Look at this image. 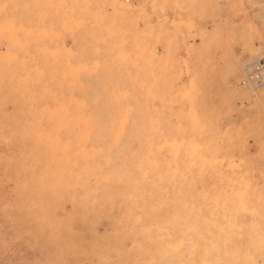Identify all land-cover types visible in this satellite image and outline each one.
Wrapping results in <instances>:
<instances>
[{
  "label": "rangeland",
  "instance_id": "obj_1",
  "mask_svg": "<svg viewBox=\"0 0 264 264\" xmlns=\"http://www.w3.org/2000/svg\"><path fill=\"white\" fill-rule=\"evenodd\" d=\"M10 2L11 4L15 2L16 8L14 4V8H12V5L8 4ZM18 4L19 6H17ZM9 12L11 13L9 14ZM8 14L10 17L7 18ZM11 16H14L15 20ZM6 18L10 24L11 20L13 23L15 22V27L12 25L11 28L8 20L5 23ZM19 22L23 24L22 28L25 26L28 29L23 31L26 32L23 42L18 39L20 36L15 35V33H22V28L19 29L20 24L18 27L16 26ZM3 24L9 26L4 28ZM8 27L11 30L17 28L13 34L16 36L13 37V40L16 41L13 44L16 43L18 47L20 45L19 49L23 50L26 45L30 49L38 46V49H35L41 50H39L41 52L39 56L45 60L34 57L38 61L42 59L39 63L40 66L35 67L36 61L35 59L34 62L32 61L31 55L30 64L34 63V66L33 64H29V66L26 53L20 50L21 53L18 51L19 49L14 50L10 47L13 46L12 43L10 45L8 42L7 46L5 40L9 35ZM6 28L8 31H5ZM0 29L5 31V33L0 31V264H264V215H262L264 214V70L260 74L263 76L260 82L249 83L247 81L248 74L255 69L254 65L259 62L264 64V0H0ZM28 33L36 36L33 35L34 39L39 41L38 44L31 38L32 34L28 35ZM26 35L29 44H27ZM41 35H44L45 38ZM42 38L44 39L42 40ZM47 39L52 41L49 40L48 43ZM82 39L84 43L81 41ZM24 40L27 42L26 45ZM45 40H47V45ZM79 40L82 44L78 42ZM30 41L34 42L36 46L30 47L32 46ZM52 42L55 45L51 47ZM78 46L79 48H77ZM45 47L50 48L49 51H46L48 49ZM10 49L17 51V54L19 52L22 55L26 54L25 61L19 53L22 57L20 61L18 60L19 65L18 61L13 62L11 59H15L17 55L16 52H8ZM30 49L26 47L27 53ZM78 49L84 50V52H77ZM38 52L36 53L39 54L40 52ZM75 53L82 55L77 56ZM11 54L12 58L9 57ZM57 56L62 57L61 60L67 61L60 60V62ZM9 58L13 63L9 62ZM7 59L8 61H6ZM26 60L28 68L25 66L24 71V66L21 67V63L25 65ZM62 62L66 66L60 65ZM73 62H76L75 66H71ZM49 63L52 65L50 66ZM80 64L83 66L79 67ZM43 65L47 71L42 68ZM61 66L64 67L61 69ZM75 67L79 68L78 72ZM50 68H53L52 71ZM21 70L25 73L23 74ZM38 70L43 72L40 73L42 76L38 74ZM63 70L64 72H62ZM84 70H89V77L86 75L87 72H82ZM72 71L76 73L73 74ZM36 72L37 75H35ZM41 77H43V83L40 81ZM76 78L78 83L86 84L88 82L89 84L90 126L95 125L94 127L97 129L106 127L89 134V148H86V151L93 153L96 148V151L98 150V154L89 155L92 157L88 156L89 153L84 154L83 146L84 153L79 151L80 148L77 149V146L74 148L64 147L65 150H62L63 146L58 147L59 145H57L59 142L66 141L68 130L62 122L57 123L53 112L62 108V103H59L61 101H58V98L61 96L59 100H64L63 94H68L66 90L67 92L71 90H64L65 87H63L65 92L61 91L62 94L57 92L60 95L56 97L57 100L52 95L54 94L52 91L54 92L53 88L56 87H58L56 90L59 91L60 85L58 86V84L61 82L68 83L70 81V84H75ZM40 82L46 83V87L51 82L57 85H55L56 87L52 86L51 95H49L50 89L46 88L48 89L47 97L45 85H43L45 94L42 90H38L42 89ZM49 87L51 88V86ZM36 96L38 97L36 98ZM51 96L54 98L49 99ZM66 102L68 104H65V108L63 106L64 110L70 106L69 102ZM134 107L135 109H132ZM148 107L151 109L149 112ZM26 110L29 111L26 112ZM94 110L95 112H93ZM48 112L50 113L48 114ZM50 114L53 116L52 118ZM143 114H147L149 118ZM145 116L148 118L147 120H145ZM141 117H145V119L143 118V120ZM99 120L102 123H99ZM94 122L96 123L94 124ZM54 124L62 130L57 126L54 129ZM116 125H120L121 128ZM36 126L40 127L37 129ZM116 127L121 130L118 131ZM123 127H125L124 130ZM58 129L59 132H57ZM41 130L45 132L46 136ZM101 131L105 132V136ZM133 131L134 133H131ZM129 132L131 136H129ZM132 134L134 135L132 136ZM62 137L63 140L58 141ZM98 137L101 139V144L98 142ZM135 137L139 139L135 140ZM39 138L47 141L45 140L43 143L44 140L41 142ZM53 139L57 141L56 144L55 141L53 144ZM132 139L134 143L131 142ZM38 143L40 146L37 145ZM93 146L95 148L92 150ZM75 148L77 153L72 150ZM67 150H70L69 153ZM99 150L102 154H99ZM78 152L86 155L85 157L81 156L82 158H92L89 159L92 166L88 164L87 159L84 161L87 164L81 166L83 168L90 167L89 174L94 176L92 180L89 179L91 190L97 186L95 185L97 181L93 184L95 178L97 179L99 175V177H103L107 172L109 173L111 168H116L115 170L118 171L122 169L121 171L124 172L131 167L136 168V166L139 168L143 166L145 169L147 164L146 169L152 166L153 171H156L153 169L156 167L158 170L164 167L163 171L165 170V172L162 169L159 170L164 174H158V176L163 175L159 176L162 179L152 172L154 176L152 180L155 176L157 177V181L151 182L154 185H152L154 187L152 189L155 190V185H161L159 183L166 180L163 179L166 174L168 179L166 181L169 184L163 181L167 186H165L166 184H163L165 187L159 186V189L164 187L163 194H160L162 192H82V188L80 189L82 186L78 187L80 190L76 188L72 192L71 187L77 185H71L73 180H76L73 183L79 184V182L77 178L71 179L70 176L68 178L71 166L67 164L75 162L74 156ZM67 153L71 156L75 154L72 156L73 158L71 157L74 160L69 158L70 163L65 161L66 166L64 167L61 157H65ZM79 155L82 154L77 156L79 157ZM134 155L139 156L140 162L146 155L143 160L144 162L146 160L145 164L139 162L141 165H138L136 161L139 159ZM25 156H29V158ZM140 156L143 157L142 160ZM146 158H149L150 161H147ZM165 158H169V160ZM79 159H76V165L79 163V161L77 163ZM119 159L122 161L124 159V161L121 162ZM127 159L135 162L130 165L131 163ZM82 160L84 159H80V163ZM123 163L126 167H122ZM190 166L193 169L189 168ZM180 167L185 168L180 169ZM132 168L127 174L141 173L133 168L134 172ZM97 169L98 171L100 169L101 172H98ZM196 169L199 170V173H196L198 171ZM105 171L106 173H104ZM146 171L150 172L149 169L143 170L147 173ZM174 173L179 174L175 175ZM66 176L67 178H65ZM210 176L212 179L214 176L216 178L214 177L212 180ZM104 177L106 178V176ZM104 177L98 178L101 180L98 182L102 183L103 181L104 184L106 182L109 184L110 181L104 180ZM32 178L37 180H32ZM187 178L188 180H186ZM195 178L198 181H195ZM200 178H203V181ZM84 179L85 177L80 183ZM193 179L194 181H192ZM133 180L134 178L131 179V183ZM245 180H248L247 183ZM173 182L177 184V188ZM189 183L194 186H190ZM198 183L200 184L195 186ZM208 183L210 184L208 185ZM212 184L216 185L215 188ZM183 185L187 189H183ZM210 185L214 189L210 188ZM98 186L102 185L98 184ZM202 186L203 188L207 187L208 190L205 188L203 190ZM252 186L256 187V192L253 191L255 187L252 188ZM225 187L228 189L226 190ZM165 188L169 192H165ZM171 188L180 189V191L172 190L170 192ZM86 189L85 186V191ZM159 189L157 190L159 191ZM238 189L242 190L238 191ZM198 191L201 192L200 195ZM205 191L208 193L205 194ZM252 191L254 202L250 196ZM238 192L241 193L238 194ZM188 194L190 198L187 197ZM231 194L234 197H230ZM208 195L209 197L212 195L210 197L212 200L209 198L212 205L206 200ZM215 197L219 198L220 203L216 202ZM255 198L257 199L255 200ZM242 199L243 201H241ZM191 200H195V203ZM204 200L208 204L205 201L203 205ZM250 201L255 206H252ZM256 201L259 206L255 203ZM221 202L227 205L225 206ZM214 203L221 206L219 212L222 215L216 213L219 208L215 207ZM192 205L198 210H195ZM207 205L213 206V208L207 207ZM256 206H258V211ZM250 207L253 210L248 209ZM204 208H208L206 210L208 214ZM222 208L225 209V212ZM199 209L203 218L206 217L210 219L209 221L207 219L203 221V218H200ZM185 210L187 213L184 212ZM227 212L229 213L227 214ZM239 212L240 214H238ZM194 214H199L196 217L205 222L206 227L199 223L198 218L196 220L195 216L193 217ZM229 214L233 218H229ZM256 214L260 215L259 218ZM210 215L215 217L217 222L214 221L215 218H210ZM223 217L225 221L228 220L226 217L230 220L225 222L222 220ZM189 218L193 222L196 220L194 223L196 227L195 225L192 227L191 223L193 224V222ZM219 218L222 223L218 222ZM211 220L217 224H212ZM188 221L189 223H186ZM207 222H210L212 226ZM234 222L237 223L234 224ZM213 225L219 227L216 226V229ZM236 225L239 227H237L238 229H235ZM245 228L248 229L247 232ZM250 229V234H248ZM235 230H242L244 235L242 232L241 234L238 231L234 232ZM236 234H238V238ZM252 234L253 238L250 237ZM200 237L205 241L203 242ZM255 240L258 243H255Z\"/></svg>",
  "mask_w": 264,
  "mask_h": 264
},
{
  "label": "bare ground",
  "instance_id": "obj_2",
  "mask_svg": "<svg viewBox=\"0 0 264 264\" xmlns=\"http://www.w3.org/2000/svg\"><path fill=\"white\" fill-rule=\"evenodd\" d=\"M10 1H11V0H10ZM12 3H13V2H12ZM8 4L10 5L11 2L8 3ZM13 4L15 5V2H14ZM13 4H11V5H12V8H14ZM19 4H20V3H19ZM19 4H18L17 6H19ZM9 7H10V6H9ZM89 7H90V6H89ZM15 8H16V5H15ZM21 8H22V7H21ZM18 9H19V8H18ZM11 11H12V10H11ZM21 11H22V9H21ZM16 12H17V10H16ZM16 12H15V15L17 14ZM10 13H11V12H9V14H10ZM12 13H13V12H12ZM18 13H19V12H18ZM9 14H8L7 18L10 17ZM13 14H14V13H13ZM16 16H17V15H16ZM16 16H15V17H16ZM23 16H24V15H23ZM13 17H14V16H11V18H13ZM18 17H20V16H18ZM26 17H27V16H26ZM7 18H6V20H4L5 23H7V22H6V21L8 20ZM11 18H10V19H11ZM20 18H21V17H20ZM13 19H14V18H13ZM24 19H25V18H24ZM24 19H23V21H24ZM14 20H15V19H14ZM14 20H13V21H14ZM19 20H20V19H19ZM21 20H22V18H21ZM28 21H29V20H28ZM10 22H11V24L9 23V20H8V23L10 24V27L12 28V25L14 26V25H15V24H14L15 22L13 23L12 20H11ZM3 23H4V22H3ZM5 23H4V24H5ZM12 23H13V24H12ZM24 23H25V22H24ZM4 24L2 25L4 28L7 27V26H9V25H5V26H4ZM18 24H20V25H19V29H21L22 26H23V24H21V22H19V23H17V25H16L17 27H18ZM3 27H2V28H3ZM10 27H8L10 33H9V31H8L7 28H6L7 30H5V31H8V34H9V35H7V39L5 40V42H7V43H6L7 46H8V42L10 43V45H11V43H12L13 46H10V47H12L14 50H18L19 47H20V45H19V47H18L16 43L13 44V42H16V41L13 40V37L15 38L16 36H17V37L20 36L21 38L19 37L18 39H19L21 42H23V38H26V37H25L26 32H23V31H24V30L27 31L28 29H26L25 26L22 28L23 30L21 29L22 33L24 34V37H22L23 34H22L21 32H20V33L18 32L19 34L15 33V32L17 31V30H16L17 28L14 29V30H13V29L11 30ZM14 27H15V26H14ZM20 27H21V28H20ZM4 28H3V29H4ZM24 28H25V29H24ZM33 28H34V26H33ZM19 29H18V30H19ZM38 29H39V28H38ZM35 30H37V29H35ZM39 30H40V29H39ZM0 31H1V29H0ZM2 31H3V30H2ZM2 31H1V32H2ZM5 31H3V32L5 33ZM12 31H13V32H12ZM14 31H15V32H14ZM1 32H0V34H1ZM30 32H32V31L30 30ZM36 32H38V31H36ZM36 32H35V35H36ZM14 33H15L16 36L13 35ZM42 33H43V32H42ZM52 33H53V32H52ZM11 34H12V37H11ZM31 34H32V33H31ZM31 34L28 33V35H31ZM38 34H39V32H38ZM45 34H48V33H45ZM49 34H50V33H49ZM54 34H55V32H54ZM54 34H53V35H54ZM33 35H34V34H32V35H31L32 37H31V36H30V37L34 39L36 36L34 35L35 37H33ZM61 35H62V34H61ZM0 36H1V35H0ZM26 36H27V35H26ZM39 36H40V35H39ZM41 36H42V35H41ZM9 37H11V38H9ZM42 37H44V35H43ZM47 37H49V36H47ZM53 37H55V36H53ZM56 37H57V36H56ZM2 38H3V36H2ZM2 38H1V39H2ZM5 38H6V37H5ZM31 38H29V39H30V40H33V39H31ZM37 38H38V37H37ZM44 38H45V37H44ZM44 38H42V40H43ZM82 38H83V36H82ZM10 39L13 40V41H11V42H10V41H7V40H10ZM18 39H17V41H19ZM39 39H40V38H39ZM39 39H38V40H39ZM61 39H62V37H61ZM3 40H4V39H3ZM25 40H26V39H25ZM25 40H24V42H25ZM36 40H37V39H34V42H35ZM47 40H48V43H49V40L52 41L51 39H47ZM47 40H45V41H46V45H47ZM57 40H59V39H57ZM26 41H28V36H27V40H26ZM60 41H61V40H60ZM81 41L83 42V39H82ZM81 41L79 40L78 42H79L80 44H82ZM21 42H20V43H21ZM30 42L32 43V44H30V45H32V46H30V47H33V45L36 46V44H35L34 42H32V41H30ZM36 42H37V41H36ZM38 42H39V41H38ZM38 42H37V44H38ZM43 42H44V41H43ZM55 42H56V39H55ZM58 42H59V41H58ZM61 42H62V41H61ZM61 42H60V43H61ZM26 43H27V42H25V45H26ZM56 43H57V42H56ZM60 43H59V45H60ZM73 43H75V42H73ZM83 43H84V42H83ZM21 44H22V43H21ZM27 44H29V41H28ZM41 44H42V42H41ZM50 44H51V43H50ZM76 44H78V43H76ZM25 45H23V46H25ZM39 45H40V43H39ZM43 45H45V44H43ZM46 45H45V46H46ZM53 45H55L54 42H52L51 47H52ZM62 45H63V44H62ZM14 46H15V48H14ZM16 46H17L18 48H17ZM23 46H22V47H23ZM49 46H50V45H49ZM57 46H58V45H57ZM10 47H9V48H10ZM26 47H27V49H30L29 46L26 45V46L24 47L25 49L23 48V50H21V49H22V48H21V49H19L18 51L21 50L22 52H24V53H26V54L28 55V57H27L26 54H25V55H22V54H21L22 52H21V51H20L21 53L19 52V53L21 54V56H23V60L26 59V57H27V59L29 60L28 65L31 63L30 61L32 60V57H33V60H32L33 62H34V59H35L34 57H38L39 59L42 58L41 56H39V55L41 54V52H40L41 50H40V49H39L40 51H39V50H36V49H38V46L33 47L34 49H33V48L30 49L28 53H27ZM47 47H48V46H47ZM47 47H45L46 49H48V50H46V51H49L50 48H47ZM58 47H59V46H58ZM58 47H57V48H58ZM88 47H89V46H88ZM16 48H17V49H16ZM35 48H36V49H35ZM39 48H40V46H39ZM45 48H44V49H45ZM53 48H55V47H53ZM53 48H51V49H53ZM60 48H61V46H60ZM77 48H79V46H78ZM41 49H42V48H41ZM70 49H71V48H70ZM80 49H81V48H80ZM83 49H84V48H83ZM86 49H87V48H86ZM11 50H12V49H10L8 52H10V53H12V52L15 53V52H16V55H17V56L19 55V53L17 54V51H14V50L11 51ZM24 50H25V51H24ZM63 50H64V49H63ZM68 50H69V49H68ZM31 51H32V53H30ZM33 51H34V54H33ZM35 51H36V52L39 51L40 53L38 52L39 54H37ZM54 51H55V49H54ZM57 51H58V49H57ZM75 51H76V50H75ZM75 51H74V52H75ZM78 51H79V52H80V51H81V52H84V50L82 51V50H79V49L77 50V52H78ZM87 51H88V50H87ZM51 52H52V50H51ZM51 52H50V53H51ZM71 52H72V50H71ZM77 52H76V53H77ZM10 53H8V54H10ZM29 53H30V54H29ZM42 53H44V52H42ZM48 53H49V52H48ZM50 53H49V54H50ZM52 53H53V52H52ZM52 53H51V54H52ZM55 53H56V52H55ZM55 53H54V54H55ZM76 53H75V54H76ZM32 54H33L34 56H33ZM35 54H37V56H35ZM59 54H60V53H59ZM80 54H81V53H80ZM80 54H79V55H80ZM88 54H89V53H88ZM88 54H87V55H88ZM16 55H14V56H16ZM30 55H31L32 57H31ZM71 55H72V54H71ZM76 55H77V54H76ZM79 55H77V56H79ZM81 55H82V54H81ZM8 56H9V55H8ZM17 56H16L15 59L12 58V54H11L9 57H11V58H12L11 60H12L13 62L16 63V61H18V60L20 61V58H22L20 55H19L18 57H17ZM24 56H25V58H24ZM44 56H45V55H44ZM47 56H48V55H47ZM49 56H50V55H49ZM30 57H31V58H30ZM57 57H58V56H57ZM74 57H75V56H74ZM74 57H73V58H74ZM80 57H81V56H80ZM82 57H83V56H82ZM17 58H18V59H17ZM45 58H47V57H45ZM58 58H59V60L57 59L58 61H60V60L62 59V57H61V58L58 57ZM64 58H65V57H64ZM66 58H67V57H66ZM83 58H84V57H83ZM83 58H82V59H83ZM36 59H37V58H36ZM36 59H35V61H36V63H35V67H36L37 65H39V63H41V60H42V59H43V61H45L44 58H42V59L39 60V61L36 60ZM55 59H56V58H55ZM67 59H68V58H67ZM82 59H81V62H82ZM15 60H16V61H15ZM52 60H53V59H52ZM64 60H65V59H63V60H61V61H64ZM71 60H72V59H71ZM75 60H77V59L75 58ZM6 61H8V59H7ZM19 61L17 62L18 65H19V63H20ZM24 61H25V60H24ZM58 61H57V62H58ZM61 61H60V62H61ZM65 61H67V60H65ZM9 62H10V58H9ZM13 62H10V63H13ZM27 62H28L27 60H26V62H24L25 65H23V63H21V64H22L21 67L24 66V71H25V66H27V65H26ZM48 62H49V59H48ZM48 62H46V63H48ZM52 62H54V60H53ZM77 62L80 63L79 60H77ZM84 62H85V61H84ZM15 63H14V66H15ZM37 63H38V64H37ZM50 63H51V61H50ZM50 63H49V65H50ZM64 63H65V62H64ZM66 63H67V62H66ZM74 63H76V62H73V64H71V66H73ZM82 63H83V62H82ZM32 64H33V66H34V63H32ZM32 64H30V65H32ZM61 64H62V65H65V64H63V62L60 63V65H61ZM77 64H78V63H77ZM16 65H17V64H16ZM30 65H29V66H30ZM44 65H45V63H44ZM44 65H43L42 68L46 69ZM51 65H52V64H51ZM51 65H50V66H51ZM55 65H56V64H55ZM55 65H54V66H55ZM57 65H58V64H57ZM57 65H56V66H57ZM69 65H70V64H69ZM75 65H76V64H75ZM75 65H74V66H75ZM78 65H79V64H78ZM78 65H77V66H78ZM80 65H81V64H80ZM39 66H40V65H39ZM54 66H53V67H54ZM56 66H55V67H56ZM65 66H66V65H65ZM82 66H83V65H81V66H79V67H82ZM85 66H86V65H85ZM21 67H20V68H21ZM37 67H38V66H37ZM46 67H47V65H46ZM59 67H60V66H59ZM62 67H64V66H61V69H62ZM68 67H70V66H68ZM86 67H87V66H86ZM254 67H255V66H254ZM27 68H28V66H27ZM31 68H32V67H31ZM47 68H48V67H47ZM57 68H58V67H57ZM57 68H55V69H57ZM71 68H74V67H71ZM71 68H70V69H71ZM75 68H76V71H77V69H79V68H77V67H75ZM38 69H39V68H38ZM40 69H41V67H40ZM51 69H53V68H50V71H52ZM61 69H60V70H61ZM63 69L66 70L65 68H63ZM68 69H69V68H68ZM68 69H67V72H68ZM84 69H85V68H84ZM87 69H89V68H87ZM33 70H34V69H33ZM42 70H43V69H42ZM48 70H49V69H48ZM64 70H63L62 72H64ZM81 70H82V69H81ZM81 70H80V71H81ZM21 71H22V70H21ZM36 71H37V70H36ZM43 71H44V70H43ZM46 71H47V69H46ZM55 71H58V70H55ZM78 71H79V70H78ZM78 71H77V72H78ZM253 71H254V70H253ZM253 71H252V72H253ZM27 72H28V71H27ZM31 72H32V70H31ZM41 72H42V71H39V70H38V74H40ZM72 72H73V74L76 73L75 71H72ZM82 72H84V73L87 72L88 74H86V75H88V77H89V70H87V71L84 70V71H82ZM82 72H81V73H82ZM252 72H251V73H252ZM15 73H17V72H15ZM22 73H23V71H22ZM24 73H25V72H24ZM24 73H23V74H24ZM42 73H43V72H42ZM56 73H57V72H56ZM251 73H250V74H251ZM29 74H30V73H29ZM33 74H34V73H33ZM33 74H32V75H33ZM45 74H46V73H45ZM52 74H53V73H52ZM54 74H55V73H54ZM65 74H67V73H65ZM250 74H248V76H249ZM30 75H31V74H30ZM35 75H37V72H36ZM40 75H41V74H40ZM50 75H51V74H50ZM55 75H56V74H55ZM79 75H80V74H79ZM13 76H14V74H13ZM23 76H24V75H23ZM26 76H27V75H26ZM38 76H39V75H38ZM41 76H42V75H41ZM44 76H45V75H44ZM48 76H49V75H48ZM61 76H62V75H61ZM76 76H77V75H76ZM76 76H75V77H76ZM82 76H83V75H82ZM82 76H81V79H82ZM248 76H247V77H248ZM18 77H19V76H18ZM50 77H52V76H50ZM59 77H60V76H59ZM59 77H58V78H59ZM69 77H70V76H69ZM69 77H68V78H69ZM23 78H24V77H23ZM31 78H32V77H31ZM38 78H39V77H38ZM38 78H37V79H38ZM41 78H42V79H41L40 81L42 82L43 77H41ZM55 78H57V77H55ZM55 78H54V79H55ZM62 78H63V77H62ZM262 78H263V76H262ZM20 79H21V78H20ZM44 79H45V77H44ZM47 79H48V78H47ZM54 79H53V80H54ZM59 79H60V78H59ZM63 79H64V78H63ZM48 80H49V79H48ZM66 80H67V79H66ZM68 80H69V79H68ZM77 80H78L77 78H76V80H74V81H76L75 84H74V83L70 84V83H69L70 81L67 83L65 80H64L65 83H64V82H61V84H60L59 81H57V83H59L58 86L60 85V86H59V87H60V90H59V91L56 90V89H58V87L55 86V85H57V84L54 85V83H56V81H53L54 83H53V82L50 83L49 86H51V88L47 85L48 89H50V91H49V95H51V90H52V88H53L52 86L54 85V86L56 87V88H53V89H55L56 91H55V90H54V92L52 91V93H54V94H52V95H54L55 98L58 97V96H60L57 92H59L60 94H62L61 91H63V89H64L63 87H65L64 90H66V89H70V90H71L70 92H67V90H66V93H68L69 95H68V94H63V96H62V98H63L64 100H66V101L69 102V105H70V106L66 107V108H68V109H65V110L63 109V106H64V108H65V104H66L67 102L64 101V100H62V99L59 100L60 97H61V96H60V97L58 98V101H61V102H59V103H62V104H61V105H62V108H59V107L57 106V108H59V109H56V110L53 112V116H55L54 118L56 119L57 123L62 122V123H63V126H64V124H65L66 127H67V130H68L66 141H64V142H62V143L59 142V144H57V145H59L58 147H62V146H63V147H62V150H63V149L65 150L66 147H70V148L73 147V148H74V146H77V147H76L77 149H78V148L81 149L82 146H83V148H85V153H84L83 148H82V150L79 149V151H81V152L83 151V153L86 154V155L89 153L88 156H89L90 154H92V156H93V153H94V154H96V153L98 154V150L96 151V149H97V148H96V149H95V152H94L93 149L95 148V146H93V148H92L93 153H92V151H91V152H87V151H86V150H87L86 148H89V134H90L91 132H93V131H94V132H96V131L98 132L99 130H103V129H105L106 127L103 128V129H97V128L94 127L95 125H94V126H93V125L90 126V121H89V120H90V119H89V118H90V117H89V106H90V105H89V97H88V96H89V95H88V94H89V93H88V92H89V84H88V82H87L86 84H84L82 81H80V82H82L83 84H82V83H78ZM44 81H45V80H44ZM60 81H61V80H60ZM13 82H14V81H13ZM13 82H12V83H13ZM41 82H40V83H41ZM49 82H50V81H49ZM71 82H72V81H71ZM85 82H86V80H85ZM5 83H6V82H5ZM18 83H19V82H18ZM22 83H23V82H22ZM32 83H33V82H32ZM35 83H36V82H35ZM42 83H43V82H42ZM42 83L40 84V86L42 85V86H41L42 89H38V90H40V91L42 90L44 94H45V90H46V92H47V97H48V89H46L47 87H46V85H45L46 83H45V84H42ZM47 83H48V81H47ZM63 83H64V84H63ZM250 83H255V82H250ZM37 84H38V82H37ZM48 84H49V83H48ZM65 84H66V85H65ZM19 85H20V84H19ZM38 85H39V84H38ZM38 85H37V86H38ZM43 85H45V90L43 89V88H44ZM40 86H39V87H40ZM5 87H6V86H5ZM21 87H22V86H21ZM26 87H27V86H26ZM0 88H1V87H0ZM17 88H18V87H17ZM37 88H38V87H37ZM23 89H24V87H23ZM28 89H29V88H28ZM2 90H3V88H2ZM35 90H36V88H35ZM35 90H34V92H35ZM38 90H37V91H38ZM0 91H1V90H0ZM19 91H20V90H19ZM28 91H29V90H28ZM68 91H69V90H68ZM2 92H3V91H2ZM9 92H10V91H9ZM11 92H12V91H11ZM30 92H33V91H30ZM30 92H29V94H30ZM34 92H33V93H34ZM63 92H65V91H63ZM71 92H72V93H71ZM73 92H74V93H73ZM36 93H37V92H36ZM38 93H39V91H38ZM43 93H42V94H43ZM55 93H56V94H55ZM31 94H32V93H31ZM39 94H41V93H39ZM44 94H43V95H44ZM57 94H58V95H57ZM10 95H11V94H10ZM13 95H14V94H13ZM35 95H36V94H35ZM55 95H56V96H55ZM64 95H65V96H64ZM66 95H68V97L70 96V97H69V100H67L68 97H66ZM20 96H21V95H20ZM30 96H31V95H30ZM37 97H38V96H36V98H37ZM41 97H42V95H41ZM44 97H46V96H44ZM52 97H53V96H51V98H49V99H53V98H54V97H53V98H52ZM17 98H18V97H17ZM33 98H34V97H33ZM36 98H35V99H36ZM105 98H106V97H105ZM5 99H6V98H5ZM47 99H48V98H47ZM98 99H99V98H98ZM103 99H104V98H103ZM15 100H16V99H15ZM33 100H34V99H33ZM40 100H41V99H40ZM55 100H57V98H56ZM87 100H88V101H87ZM100 100H101V99H100ZM104 100H105V99H104ZM129 100H131V99H129ZM23 101H24V100H23ZM115 101H116V100H115ZM17 102H18V101H17ZM27 102H28V101H27ZM32 102H34V101H32ZM94 102H95V101H94ZM47 103H48V102H47ZM59 103H58V104H59ZM99 103H100V102H99ZM21 104H22V103H21ZM67 104H68V103H67ZM97 104H98V103H97ZM118 104H119V102H118ZM130 104H131V103H130ZM130 104H129V105H130ZM146 104L150 107V105H149L148 103H146ZM16 105H17V104H16ZM22 105H23V104H22ZM56 105H57V104H56ZM59 105H60V104H59ZM61 105H60V106H61ZM104 105H105V103H104ZM106 105H107V104H106ZM115 105H116V104H115ZM127 105H128V103H127ZM147 105H145V107H146ZM0 106H1V105H0ZM18 106H19V104H18ZM47 106H48V105H47ZM97 106H98V105H97ZM107 106H108V105H107ZM116 106H118V105H116ZM121 106H122V105H121ZM27 107H28V106H27ZM27 107H26V109H27ZM149 107H148V112H149V110H151ZM0 108H1V107H0ZM44 108H45V107H44ZM51 108H52V107H51ZM53 108H54V107H53ZM108 108H109V107H108ZM118 108H119V107H118ZM120 108H121V107H120ZM127 108H129V107H127ZM130 108H131V107H130ZM143 108H144V107H143ZM146 108H147V107H146ZM20 109H21V108H20ZM42 109H43V108H42ZM94 109H95V108H94ZM125 109H126V108H125ZM132 109H135V107L132 108ZM45 110H46V109H45ZM69 110H70V111H69ZM90 110H91V109H90ZM121 110H122V109H121ZM144 110H146V109L144 108ZM144 110H143V111H144ZM28 111H29V110H28ZM28 111L26 110V112H28ZM97 111H98V110H97ZM97 111H96V112H97ZM104 111H106V110H104ZM130 111H131V109H130ZM133 111H134V110H133ZM21 112H22V110H21ZM24 112H25V111H24ZM24 112H23V113H24ZM90 112H91V111H90ZM93 112H95V110H94ZM99 112H100V111H99ZM106 112H107V111H106ZM120 112H121V111H120ZM123 112H124V111H123ZM15 113H16V112H15ZM23 113H22V114H23ZM49 113H50V112H48V114H49ZM91 113H92V112H91ZM145 113H147V112L145 111ZM10 114H11V113H10ZM24 114H25V113H24ZM45 114H46V113H45ZM48 114H47V115H48ZM94 114H95V113H94ZM96 114H97V113H96ZM106 114H107V113H106ZM132 114H133V113H132ZM136 114H138V113H136ZM152 114H153V113H152ZM5 115H6V114H5ZM26 115H27V114H26ZM39 115H40V114H39ZM123 115H124V114H123ZM123 115H122V116H123ZM128 115H129V114H128ZM143 115H146V116L148 117L147 114H143ZM143 115H142V116H143ZM153 115H154V114H153ZM153 115H152V116H153ZM10 116H11V115H10ZM50 116H51V114H50ZM53 116H51V118H52ZM91 116H92V115H91ZM95 116H96V115H95ZM95 116H94V117H95ZM108 116H109V115H108ZM139 116H140V115H139ZM146 116H145V117H146ZM149 116H150V114H149ZM21 117L23 118V116H21ZM26 117H27V116H26ZM28 117H29V115H28ZM145 117H143V118L145 119ZM147 117H146L145 120H147V119L149 118V117H148V118H147ZM154 117H155V116H154ZM154 117H153V118H154ZM54 118H53V120L55 121ZM107 118H108V117H107ZM107 118H105V119H107ZM120 118H122V117H120ZM127 118H128V117H127ZM141 118H142V117H141ZM143 118H142V119H143ZM150 118H151V117H150ZM10 119H11V117H10ZM96 119H97V118H96ZM130 119H131V118H130ZM144 119H143V120H144ZM151 119H152V118H151ZM93 120H95V119L93 118ZM117 120H118V119H117ZM127 120H128V119H127ZM25 121H26V120H25ZM25 121H24V122H25ZM56 121H55V123H56ZM121 121H122V120H121ZM121 121H120V122H121ZM124 121H125V120H124ZM124 121H123V122H124ZM158 121H159V120H158ZM14 122H15V121H14ZM48 122H49V121H48ZM92 122H93V121H92ZM100 122H101V120H99V123H100ZM108 122H109V120H108ZM118 122H119V121H118ZM118 122H117V124H118ZM131 122H132V120H131ZM133 122H134V121H133ZM142 122H143V121H142ZM144 122H145V121H144ZM144 122H143V123H144ZM146 122H149V121H146ZM150 122H151V121H150ZM53 123H54V122H53ZM95 123H96V122H94V124H95ZM97 123H98V122H97ZM101 123H102V122H101ZM121 123H122V122H121ZM124 123H125V122H124ZM134 123L137 124V122H134ZM134 123H133V124H134ZM27 124H28V123H27ZM127 124H128V122H127ZM129 124H130V123H129ZM153 124H154V123H153ZM159 124H161V123H159ZM163 124H164V123H163ZM28 125H29V124H28ZM50 125H52V124H50ZM54 125H55V128H54V129H56V126H57V125H56V124H54ZM54 125H53V126H54ZM112 125H113V124H112ZM137 125H138V124H137ZM145 125H146V124H145ZM148 125H149V123H148ZM156 125H157V122H156ZM15 126H16V125H15ZM21 126H22V125H21ZM96 126H97V125H96ZM116 126H117V125H116ZM125 126H126V125H125ZM128 126H129V125H128ZM150 126H151V124H150ZM157 126H158V125H157ZM161 126H162V125H161ZM24 127H25V126H24ZM37 127H38V126H36V128H37ZM39 127H40V126H39ZM39 127H38V128H39ZM51 127H52V126H51ZM58 127H59V126H57V128H58ZM93 127H94V128H93ZM98 127H99V126H98ZM117 127H120V125L117 126ZM117 127H116V129H118ZM131 127H132V125H131ZM134 127H135V126H134ZM136 127H138V126H136ZM31 128H32V127H31ZM38 128H37V129H38ZM49 128H50V126H49ZM63 128H64V127H63ZM101 128H102V127H101ZM120 128H121V127H120ZM120 128H119V129H120ZM124 128H125V127H123V130H124ZM145 128H146V127H145ZM148 128H150V127H148ZM163 128H164V125H163ZM25 129H26V128H25ZM29 129H30V128H29ZM47 129H48V128H47ZM59 129H61V128L59 127ZM59 129H58L57 132H59ZM114 129H115V128H114ZM119 129H118V131L121 130V129H120V130H119ZM155 129H156V128H155ZM155 129H154V130H155ZM158 129H159V128H158ZM161 129H162V128H161ZM0 130H1V129H0ZM27 130H28V129H27ZM31 130H32V129H31ZM50 130H52V129H50ZM61 130H62V129H61ZM95 130H96V131H95ZM154 130H153V131H154ZM156 130H157V129H156ZM41 131H42V130H41ZM53 131H54V130H53ZM106 131H107V130H105V132H106ZM136 131L138 132V130H136ZM136 131H135V132H136ZM158 131H159V130H158ZM161 131H162V130H161ZM25 132H26V130H25ZM28 132H29V131H27V133H28ZM42 132H44V131H42ZM42 132H41V134H42ZM62 132H63V131H62ZM101 132H104V131H101ZM105 132H104L103 136H105ZM107 132H108V131H107ZM139 132H140V131H139ZM141 132H142V131H141ZM151 132H152V131H151ZM167 132H168V131H167ZM38 133H39V132H38ZM63 133H64V132H63ZM129 133H130V132H129ZM131 133H134V131L131 132ZM131 133H130V135H129V134H128V135L131 136ZM161 133H162V132H161ZM28 134H29V133H28ZM44 134H45V132H44ZM64 134H65V133H64ZM106 134H107V133H106ZM26 135H27V134H26ZM55 135H56V134H55ZM121 135H122V134H121ZM126 135H127V133H126ZM133 135H134V134H132V136H133ZM29 136H30V135H29ZM39 136H40V135H39ZM45 136H46V134H45ZM61 136H62V134H61ZM101 136H102V135L100 134L99 137L101 138ZM137 136H139V135L137 134ZM137 136H136V137H137ZM166 136H167V135H166ZM21 137H22V136H21ZM23 137H24V136H23ZM35 137H36V136H35ZM41 137H42V136H41ZM47 137H48V135H47ZM63 137H65V136H63ZM63 137H62V139H60V138H61V137H60V138L58 139V141H59V140H60V141L63 140ZM99 137H98L97 139H98L99 144H101L102 142H101V139H99ZM136 137H135V140L139 139V138L136 139ZM144 137H146V136H144ZM153 137H154V136H153ZM18 138H19V137H18ZM42 138H44V137H42ZM45 138H46V137H45ZM129 138H130V137H129ZM159 138H161V137H159ZM163 138H164V137H163ZM166 138H167V137H166ZM166 138H165V139H166ZM22 139H23V138H22ZM22 139H21V140H22ZM30 139H31V138H30ZM46 139H48V138H46ZM46 139H45V140H46ZM50 139H51V138H50ZM130 139H131V138H130ZM133 139H134V137H133ZM133 139H132L131 142L134 143V140H133ZM154 139H155V138H154ZM156 139H157V138H156ZM168 139H169V138H168ZM39 140H40L41 142H43L42 140H44V139L39 138ZM45 140H44L43 143H45ZM151 140H152V139H151ZM151 140H150V141H151ZM158 140H159V139H158ZM166 140H167V139H166ZM40 141H38V142H40ZM46 141H47V140H46ZM54 141H55V140L53 139V144H54ZM127 141H128V140H127ZM129 141H130V140H129ZM129 141H128V142H129ZM41 142H40V144H41ZM50 142L52 143V141H50ZM128 142H127V143H128ZM131 142H130V145L132 144ZM162 142H163V141H162ZM34 143H35V140H34ZM51 143H50V146H51ZM56 143H57V141H55V144H56ZM142 143H145V142H142ZM47 144H48V143H47ZM53 144H52V145H53ZM163 144H164V143H163ZM163 144H162V145H163ZM32 145H33V143H32ZM34 145H35V144H34ZM37 145H39V143H38ZM37 145H35V146H37ZM140 145H141V144H140ZM39 146H40V145H39ZM55 146H56V145H55ZM99 146H100V145H99ZM125 146H126V145H125ZM159 146H161V145H159ZM166 146H167V145H166ZM64 147H65V148H64ZM130 147H131V146H130ZM168 147H169V146H168ZM171 147H172V146H171ZM50 148H51V147H50ZM76 148H75V149H72L73 152H74V150H75V152L77 151ZM141 148H142V147H141ZM146 148H147V147H146ZM52 149H53V148H52ZM98 149H100V148H98ZM122 149H123V148H122ZM124 149H125V148H124ZM126 149H127V147H126ZM90 150H91V149H90ZM140 150H141V149H140ZM146 150H147V149H146ZM160 150H161V149H160ZM67 151H68V153H69L70 150H67ZM67 151H66V152H67ZM88 151H89V149H88ZM120 151H121V150H120ZM138 151H139V150H138ZM51 152H54V151H51ZM81 152H78V154H82V155H79L80 159H84V160H82V163H80L81 161H80L79 157L77 156L78 154H76V155L74 154L75 156L72 154V156H74V158H76V159L78 158V159H79V160H77V163H78V161H79L80 164L78 163L77 165H76V159H75V162H74V161H73L74 159L72 160L73 157H72L71 155H68V153L66 154L65 157H64V156L61 157L63 160L59 159V160H61V162H63V165H62L61 162H59L60 165H62V166L65 167V166H66L65 161L67 162V161L69 160V158L72 157L71 160H72L73 162H71V164H67L68 166H69V165L71 166V167H70V174L68 173V178H69V176L71 177V179H74V178L76 179V178H77V179H78L77 181L79 182V184H78L77 182H76V183H73L74 181H76V180H73V182H72L71 185H74V184H77V185H75L76 187H71V188H72V192H73V190L75 191L76 188L82 186V187H80V189L82 188V192H158V193H159V192H162V193H160V194H163V192H164V191H163V190H164V187L167 186V184H169L168 181H166V180H168V179L166 178V177H167V174H166L165 178H163V179H166V180H162V183H159V184H161L162 186H164L166 183H167V184H166L163 188L161 187L162 190L159 189V186H161V185H157L158 188H156L157 186L155 185V190H156V191H155L154 189H152V187H153L154 185L151 184V182L157 181V177H159V176H161V175L163 174L162 172H159V170L162 169V171H163L164 167L161 168V169H159V170L157 169V167H156V168H153V169H155L156 171L158 170V171H157V174H156V171H153V170L151 169V168H152V166H151L150 168H148L150 172H147V171H146L147 173H145V172H143V170H148V169H146V167L148 166V164H147V166L145 167V169H144V167L142 166V168H143V169H142L141 167L139 168L138 166L134 165V164H135V163H134L133 165L136 166V168H138V169H136L135 167H133V168H135V171L139 170V172H141L140 174H136V172L134 171V169H133L132 167H131V168L133 169V171L135 172L136 175L134 174V172H133L134 175H131L130 173L127 174V172H130L129 170H130L131 168H130L128 171L125 169L126 171H124V172L121 171L122 169L118 171V170H115L116 168H115V169L111 168V170H109V173H108V172L106 173V171H105L104 173H106V174L103 175V177L106 176V178L104 177V180H107L108 182L110 181L109 184H107V182L104 184L103 181H102L103 184L100 183L101 180H98V178H103V177H102V176L99 177V176H100V175H99L97 179L95 178L94 183L92 182L93 184H95L96 181H97V184H95V185H97V186L94 188V190H91V187H92V186H89V183H90V182H89V179L92 180V179L94 178V176H91L92 174H89L90 167H89V168H88V167L83 168V167H81V166H82L83 164H87V162H84V161H87V160H88V164L92 166V164H90L91 161H90V163H89V159H92V158H88V159H87V158H82L81 156H84V157H85L86 155H83V153H81ZM100 152H101V151L99 150V154H102V153H100ZM131 152H132V151H131ZM135 152H136V150H135ZM144 152H145V151H144ZM63 153H64V152H63ZM70 153H71V152H70ZM76 153H77V152H76ZM127 153H128V152H127ZM145 153H146V152H145ZM151 153H154V152H151ZM155 153H157V152H155ZM27 154H28V153H27ZM27 154H26V155H27ZM50 154H51V153H50ZM130 154H131V153H130ZM130 154H129V155H130ZM120 155H121V154H120ZM135 155H136V153H135ZM135 155H134V156H135ZM140 155H141V154H140ZM147 155H148V154H147ZM149 155H151V154H149ZM153 155H154V154H153ZM49 156H50V155H49ZM53 156H54V155H53ZM69 156H70V157H69ZM76 156H77V157H76ZM88 156H87V157H88ZM92 156H89V157H92ZM95 156H96V155H95ZM95 156H94V157H95ZM98 156H99V155H98ZM134 156H131V157L135 158L137 155H136L135 157H134ZM141 156H142V155H141ZM141 156H140V157H141ZM25 157H28V158H29V156H25ZM25 157H24V159H25ZM67 157H68V158H67ZM125 157H126V156H125ZM138 157H139V156H138ZM138 157H136V158H138ZM145 157H146V155H145ZM145 157H144V159H145ZM149 157H152V156H149ZM52 158H53V157H52ZM56 158H58V157H56ZM64 158H65V159H64ZM129 158H130V156H129ZM129 158H128V159H129ZM133 158H132V159H133ZM136 158H135V159H136ZM142 158H143V157H141V160H142ZM163 158H164V157H163ZM86 159H87V160H86ZM128 159H127V160H128ZM138 159H139V158H138ZM144 159H143V160H144ZM146 159H147V158H146ZM165 159H166V160H169V158H168V159L165 158ZM22 160H23V159H22ZM27 160H28V159H27ZM71 160H70V161H71ZM133 160H134V159H133ZM143 160L141 161L142 163L140 162V159L137 160L136 162L138 163V165L145 164L146 160H145V162H144ZM148 160H149V158L147 159V161H148ZM171 160H172V159H171ZM23 161H24V160H23ZM119 161L123 162L124 159H123V161L119 159ZM128 161H129V160H128ZM149 161H150V160H149ZM179 161H180V160H179ZM30 162H32V161H30ZM129 162L131 163L130 165H132V163L135 162V161H131V159H130ZM129 162H128V164H129ZM139 162H140L141 164H140ZM195 162H196V161H195ZM25 163H26V162H25ZM41 163H42V162H41ZM64 163H65V165H64ZM67 163H70V162L68 161ZM74 163H75V164H74ZM117 163L120 164L118 161H117ZM125 163H126V160H125ZM137 163H136V164H137ZM163 163H165V162H163ZM196 163H197V162H196ZM199 163H200V162H199ZM72 164H73V165H72ZM97 164H98V163H97ZM156 164H157V163H156ZM166 164H167V162H166ZM178 164H179V163H178ZM197 164H198V163H197ZM28 165H29V163H28ZM46 165H47V164H46ZM116 165H117V164H116ZM121 165H122V164H121ZM157 165H158V164H157ZM175 165H176V164H175ZM79 166H80V167H79ZM123 166L126 167V165H124V163H123L122 167H123ZM168 166H169V165H168ZM51 167H52V166H51ZM118 167H119V166H118ZM120 167H121V166H120ZM129 167H130V166H129ZM159 167H162V166H159ZM166 167H167V166H166ZM205 167H206V166H205ZM178 168H179V167H178ZM181 168H185V167H180V169H181ZM186 168H187V166H186ZM189 168H192V166H190ZM195 168H196V167H195ZM26 169H27V168H26ZM66 169H67V168H66ZM117 169H118V168H117ZM123 169H124V168H123ZM192 169H193V168H192ZM198 169H199V168H198ZM198 169H196V170H198ZM47 170H48V169H47ZM95 170H96V169H95ZM203 170H204V169H203ZM222 170H223V169H222ZM242 170H243V169H242ZM245 170H246V169H245ZM27 171H28V170H27ZM61 171H62V170H61ZM97 171H98V169H97ZM99 171H100V169H99ZM99 171H98V172H99ZM186 171H187V169H186ZM191 171H192V170H191ZM210 171H211V170H210ZM210 171H209V172H210ZM51 172H52V171H51ZM59 172H60V171H59ZM94 172H96V171H94ZM94 172H93V173H94ZM100 172H101V171H100ZM152 172H153V173L155 172L154 175L157 176V177L155 176V178H153V180H152V177H154V176H153V173H152ZM163 172H165V170H164ZM166 172H167V171H166ZM172 172H173V171H172ZM176 172H177V171H176ZM182 172H183V171H182ZM189 172H190V171H189ZM193 172H194V171H193ZM52 173H53V172H52ZM63 173H64V172H63ZM102 173H103V172H102ZM159 173H162V174L158 176ZM180 173H181V172H180ZM196 173H199V170L196 171ZM200 173H201V172H200ZM31 174H32V173H31ZM172 174H173V173H172ZM174 174L177 175V174H179V173H177V174L174 173ZM185 174H186V173H185ZM187 174H188V173H187ZM191 174H192V173H191ZM209 174H211V173H209ZM49 175H50V173H49ZM101 175H102V174H101ZM163 175H164V174H163ZM163 175H162V176H163ZM197 175H198V174H197ZM199 175H200V174H199ZM203 175H204V174H203ZM213 175H214V174H213ZM239 175H241V174H239ZM30 176H31V175H30ZM89 176H90V178H89ZM95 176H96V173H95ZM172 176H173V175H172ZM183 176L185 177V175H183ZM183 176H182V177H183ZM201 176H202V175H201ZM205 176H206V175H205ZM215 176H216V175H215ZM215 176H214V177H215ZM31 177H32V176H31ZM83 177H85V179H84V181H83L82 183H80L81 180L83 179ZM91 177H92V178H91ZM96 177H97V176H96ZM170 177H171V175H170ZM174 177H175V176H174ZM174 177H173V178H174ZM184 177H183V178H184ZM187 177H188V176H187ZM197 177H198V176H197ZM203 177H204V176H203ZM214 177H213V179H214ZM216 177L218 178V176H216ZM216 177H215V178H216ZM36 178H37V177H36ZM65 178H67V176H66ZM133 178H134V180H133V182L131 183V179H133ZM159 178L162 179V177H159ZM173 178H172V179H173ZM178 178H179V177H178ZM185 178H186V177H185ZM191 178H192V177H191ZM204 178H205V177H204ZM210 178L212 179L211 176H210ZM220 178H221V177H220ZM240 178H241V177H240ZM33 179H34V178H32V180H33ZM161 179H159V180H161ZM196 179H197V178H195V181H198V180H196ZM200 179H201V181H203V180H202L203 178H200ZM211 179H210V180H211ZM213 179H212V180H213ZM218 179H219V178H218ZM231 179H232V178H231ZM29 180H30V179H29ZM34 180H37V179H34ZM64 180H65V179H64ZM79 180H80V181H79ZM121 180H122V181H121ZM174 180H175V179H174ZM181 180H182V179H181ZM186 180H188V178H187ZM186 180H185V181H186ZM232 180H234V179H232ZM71 181H72V180H71ZM98 181H100V182H98ZM163 181H165L166 183H163ZM172 181H173V180H172ZM192 181H194V179H193ZM204 181H205V179H204ZM208 181H209V180H208ZM214 181H216V180H214ZM218 181H219V180H218ZM218 181H217V183H218ZM221 181H222V180H221ZM226 181H227V179H226ZM235 181H236V180H235ZM238 181H239V180H238ZM245 181H246V180H245ZM247 181H248V180H247ZM247 181H246V183H247ZM249 181H250V180H249ZM37 182H38V181H37ZM37 182H36V183H37ZM55 182H57V181H55ZM64 182H65V181H64ZM104 182H105V181H104ZM111 182H114V183H111ZM138 182H139V184H138ZM140 182H141V184H140ZM169 182H171L170 179H169ZM174 182H175V181H174ZM174 182H173V184H174ZM179 182H180V181H179ZM189 182H190V179H189ZM211 182H212V181H211ZM222 182H223V181H222ZM232 182H233V181H232ZM232 182H231V183H232ZM239 182H240V181H239ZM50 183H51V182H50ZM70 183H71V182H70ZM110 183H111V184H110ZM155 183H156V182H155ZM155 183H154V184H155ZM182 183H183V182H182ZM192 183H193V182H191V184H192ZM203 183H204V182H203ZM212 183H213V182H212ZM215 183H216V182H215ZM217 183H216V185L219 186V184H217ZM219 183H220V181H219ZM224 183H225V182H224ZM236 183H238V182H236ZM244 183H245V182H244ZM248 183H249V182H248ZM31 184H32V182H31ZM41 184H42V182H41ZM41 184H40V185H41ZM98 184H99V185H102V186H98ZM163 184H164V185H163ZM170 184H172V183H170ZM183 184H185V183H183ZM191 184L189 183L190 186H194V185H191ZM193 184H194V183H193ZM199 184H200V183H198V184L195 185V186H198ZM201 184H202V183H201ZM209 184H210V183H208V185H209ZM221 184H222V183H221ZM229 184H230V183H229ZM241 184H242V183H241ZM259 184H260V183H259ZM32 185H33V184H32ZM37 185H38V184H37ZM56 185H57V184H56ZM108 185H109V186H108ZM140 185H141V186H140ZM152 185H153V186H152ZM174 185H175V187L177 186L176 183H175ZM202 185H203V184H202ZM206 185H207V184H206ZM216 185H214V186H216ZM232 185H234V184H232ZM243 185H245V184H243ZM247 185H248V184H247ZM247 185H245V186H247ZM252 185H253V182H252ZM59 186H60V185H59ZM85 186H86V188H87L86 191H85ZM171 186H172V185H171ZM186 186H187V185H186ZM186 186H185V187H186ZM210 186H211V185H210ZM210 186H209V187H210ZM212 186H213V184H212ZM212 186H211L210 188L214 189L215 187L213 186V187H214V188H213ZM221 186H223V185H221ZM228 186H229V185H228ZM237 186H238V184H237ZM249 186H250V185H249ZM42 187H43V186H42ZM93 187H94V186H93ZM169 187H170V185H169ZM169 187H168V188H169ZM175 187L173 186V188H175ZM179 187L181 188V185H180ZM199 187H200V186H199ZM239 187H241V185H239ZM242 187H243V186H242ZM253 187H255V186H252V188H253ZM40 188H41V187H40ZM74 188H75V189H74ZM153 188H154V187H153ZM176 188H177V187H176ZM182 188H183V189H187V188H184V185L182 186ZM190 188H191V187H190ZM195 188H196V187H195ZM204 188H205V187H204ZM204 188H203V186H202V189H203V190L207 189V187H206L205 189H204ZM230 188H231V187H230ZM233 188H234V187H233ZM233 188H232V190H233ZM248 188L250 189V187H248ZM24 189H25V188H24ZM29 189H30V188H29ZM78 189H79V188H78ZM80 189H79V190H80ZM92 189H93V188H92ZM157 189H159V191H158ZM165 189H166V188H165ZM212 189H211V190H212ZM217 189H219V188H217ZM223 189H224V188H223ZM225 189H226V187H225ZM227 189H228V187H227ZM227 189H226V190H227ZM234 189H235V188H234ZM249 189H248V190H249ZM42 190H43V189H42ZM42 190H41V191H42ZM153 190H154V191H153ZM172 190H173V191L175 190V192H176V191H177V192L180 191V189H178V190H179V191H178V190H176V189H172V188H171L170 192H171ZM203 190H202V191H203ZM207 190H208V189H207ZM221 190H222V188H221ZM239 190L241 191L242 189H238V191H239ZM246 190H247V189H246ZM250 190H251V189H250ZM252 190H253V189H252ZM255 190H256V187L254 188L253 191H255ZM26 191H27V189H26ZM33 191H34V190H33ZM183 191H187V190H183ZM183 191H181V192H183ZM191 191H192V189H191ZM191 191H190V192H191ZM209 191H210V190H209ZM223 191H224V190H223ZM229 191H230V190H229ZM253 191H252V193H251L252 195H250V196H251V198H253L252 201L254 202ZM27 192H28V191H27ZM38 192H39V191H38ZM76 192H77V191H76ZM165 192H169V191L166 189ZM188 192H189V191H188ZM198 192H199V191H198ZM205 192H206V191H205ZM219 192H220V191H219ZM224 192H225V191H224ZM235 192H236V191H235ZM244 192H246V191H244ZM255 192H256V191H255ZM257 192H259V191H257ZM200 193H201V192H199V195H200ZM202 193H204V192H202ZM207 193H208V192H206L205 194H207ZM211 193H212V192H211ZM240 193H241V192H240ZM240 193L238 192V194H240ZM186 194H187V192H186ZM213 194H214V193H213ZM209 195H210V194H209ZM209 195H208V199H206V198L203 196L204 199L208 200V202H210V200H212V198H210V197H212V195H211L210 197H209ZM227 195H228V194H227ZM191 196H192V195H191ZM196 196H197V195H196ZM206 196H207V195H206ZM224 196H225V195H224ZM231 196H233V195L231 194L230 197H231ZM235 196H237V195L235 194ZM245 196H246V195H245ZM184 197H185V195H184ZM187 197H189V194H188ZM226 197H227V196H226ZM233 197H234V196H233ZM161 198H162V197H161ZM189 198H190V197H189ZM191 198H192V197H191ZM209 198H210V200H209ZM215 198H216V197H215ZM263 198H264V197H263ZM163 199H164V198H163ZM186 199H187V198H186ZM218 199H219V198H218ZM218 199L216 198V200H217L216 202H217V203H220V201H219ZM231 199H233V198H231ZM235 199H236V198H235ZM256 199H257V198H255V200H256ZM189 200H190V199H189ZM206 200L203 201V203H202L203 205H204V203H205ZM214 200H215V199H214ZM220 200H221V199H220ZM186 201H187V200H186ZM191 201H193V200H191ZM194 201H195V200H194ZM194 201H193V202H194ZM201 201H202V200H201ZM226 201H227V200H226ZM239 201H240V200H239ZM241 201H243V199H242ZM258 201H260V200H258ZM167 202H168V201H167ZM193 202H192V203H193ZM208 202L206 201L207 204H208ZM224 202H225V201H224ZM224 202H223V203L221 202V203L224 204ZM233 202H234V201H233ZM244 202H245V201H244ZM137 203H138V202H137ZM185 203H186V202H185ZM187 203H189V202L187 201ZM194 203H195V202H194ZM211 203H212V202H210V204H211ZM237 203H238V202H237ZM250 203H251V201H250ZM250 203H249V204H250ZM255 203L257 204V201H256ZM259 203H260V202H259ZM251 204H252V206H253V205L255 206V204H253V203H251ZM167 205H168V204H167ZM211 205H212V204H211ZM217 205H218V204H217ZM217 205H216V203H214V206L217 207V208H219V209L217 210L218 212H216V213L221 214V213L219 212L220 209H221V206H219V205L217 206ZM224 205H225V204H224ZM226 205H227V204H226ZM226 205H225V206H226ZM257 205L259 206V204H257ZM260 205H261V204H260ZM138 206H140V205H138ZM186 206H187V204H186ZM196 206H198V205H196ZM208 206H209V205H207V207H208ZM228 206H229V205H228ZM228 206H227V207H228ZM243 206H244V205H243ZM247 206H248V205H247ZM258 206H256V207H257V208H256L257 211H258ZM189 207H190V206H188V208H189ZM192 207L195 208L194 205H192ZM199 207H200V206H199ZM204 207H205V206H204ZM209 207H212V208H213V206H209ZM184 208H185V207H184ZM190 208H191V207H190ZM196 208H197V207H196ZM196 208H195V210H198V209H196ZM237 208H238V206H237ZM245 208H246V207H245ZM251 208H252V207H250V208H248V209H251ZM260 208H261V207H260ZM262 208H263V207H262ZM185 209H186V208H185ZM191 209H192V208H191ZM204 209H205V208H204ZM226 209H227V208H226ZM229 209H230V208H229ZM235 209H236V208H235ZM192 210L194 211V209H192ZM199 210H200V209H199ZM206 210H208V208L205 209V211H206ZM222 210H223V212H225V209H224V208H222ZM222 210H221V211H222ZM251 210H253V209H251ZM214 211H215V210H214ZM232 211H233V210H232ZM234 211H235V210H234ZM238 211H239V210H238ZM246 211H247V210H246ZM261 211H262V210H261ZM184 212L187 213L186 210H185ZM200 212H201V210H200ZM200 212H197V213H200ZM203 212H204V211H203ZM209 212H211V211H209ZM212 212H213V211H212ZM255 212H256V211H255ZM259 212H260V209H259ZM197 213H196V214H197ZM206 213L208 214L207 211H206ZM214 213H215V212H214ZM228 213H229V212H227V214H228ZM230 213H231V212H230ZM235 213L237 214V210H236ZM244 213H245V212H244ZM263 213H264V212H263ZM196 214L193 215V217L195 216V219L198 218V217H196V216L199 215V214H198V215H196ZM200 214H201V215H200V218L202 219V218H203L202 212H201ZM209 214H210V213H209ZM212 214H213V213H212ZM224 214H225V213H224ZM224 214H223V215H224ZM232 214H233V213H232ZM238 214H240V212H239ZM259 214H260V213H259ZM261 214H262V213H261ZM191 215H192V214H191ZM217 215H218V214H217ZM217 215H216V217H219V216H217ZM221 215H222V214H221ZM252 215H254V214L252 213ZM256 215H258V214H256ZM262 215H264V214H262ZM188 216L190 217V214H189ZM188 216L186 215V217H188ZM206 216L208 217V215H206ZM214 216H215V215H214ZM228 216H229V218H233V216L230 217V214H229ZM259 216H260V215H258V218H259ZM211 217H213V216L210 215V218H211ZM221 217H222V216H221ZM234 217H235V215H234ZM236 217H237V216H236ZM251 217H252V216H251ZM261 217H262V216H261ZM213 218H215V217H213ZM229 218L226 217V219L230 220ZM256 218H257V217H256ZM189 219H190V218H189ZM195 219H194V220H195ZM206 219H207L208 221L210 220V219H208V218L205 217V219L203 218V221H205ZM253 219H254V218H253ZM196 220H197V219H196ZM196 220L193 222V220L190 219V221L193 222V224L190 222L191 225H192V227L195 225L194 223L196 222ZM198 220L200 221L199 223L204 224V225L201 224L202 226H205V225H206V223H205V222H202L199 218H198ZM215 220H216V218L214 219V221H215ZM218 220H220V218H219ZM222 220L225 221V218L223 217ZM222 220H220L221 222H220V221H218V222H219V223H222ZM228 220H227V221H228ZM254 220H255V219H254ZM185 221H187V220H185ZM212 221H213V220H211L210 222H212ZM227 221H225V222H227ZM252 221H253V220H252ZM252 221H251V222H252ZM259 221H260V220H259ZM262 221H263V220H262ZM210 222H207V223H210ZM216 222H217V220H216ZM216 222H212V224H217ZM232 222H233V220H232ZM260 222H261V221H260ZM186 223H189V221L186 222ZM236 223H237V222H236ZM236 223L234 222V224H236ZM240 223H241V222H240ZM253 223H254V222H253ZM197 224H198V222H197ZM227 224L229 225V222H228ZM261 224H262V223H261ZM261 224H260V225H261ZM207 225H208V224H207ZM209 225H211V223H210ZM220 225L222 226V224H220ZM224 225H226V224H224ZM231 225H232V223H231ZM245 225H248V224H245ZM252 225H253V224H252ZM263 225H264V224H263ZM189 226H190V224H189ZM199 226H200V224H199ZM211 226H212V225H211ZM213 226H214V225H213ZM216 226L219 227L218 225H216ZM216 226H214V227L216 228ZM232 226L235 227V225H232ZM195 227H196V225H195ZM205 227H206V226H205ZM208 227H209V226H208ZM234 227H233V228H234ZM237 227H238V226L236 225V228H235V229H238V228H239V227H238V228H237ZM244 227H245V226H244ZM255 227H256V226H255ZM233 228H232V229H233ZM193 229H194V228H193ZM202 229H203V228H202ZM213 229H214V228H213ZM216 229H217V228H216ZM230 229H231V228H230ZM194 230H195V229H194ZM220 230H221V229H220ZM243 230H244V228H243ZM246 230L248 231V229L245 228V231H246ZM230 231H231V230H230ZM237 231H238V230H237ZM237 231L235 230L234 232L237 233ZM247 231H246V232H247ZM250 231H251V229L249 230V233H248V234H250ZM252 231H255V230H252ZM197 232H198V231H197ZM202 232H203V230H202ZM217 232H218V231H217ZM231 232H232V231H231ZM241 232H242V230H241V231H238L239 234H241ZM189 233H190V232H189ZM199 233H200V231H199ZM199 233H198V234H199ZM214 233H215V232H214ZM219 233H220V232H219ZM242 233H243V232H242ZM253 233H254V232H253ZM258 233H259V232H258ZM198 234H197V235H198ZM230 234H231V233H230ZM246 234H247V233H245V235H246ZM197 235H196V236H197ZM204 235H205V234H204ZM243 235H244V233H243ZM200 236H201V235H200ZM207 236H208V235H207ZM207 236H206V237H207ZM236 236H237V238H238V234H236ZM246 236L249 237L248 235H246ZM246 236H245V237H246ZM251 236H252V237H251ZM255 236H257V235H255ZM186 237H187V236H186ZM240 237H241V236H240ZM250 237L253 238V234L250 235ZM191 238H192V237H191ZM196 238H197V237H196ZM200 238L202 239L203 242L205 241V240H203L202 237H200ZM200 238H198V239H200ZM233 238H234V237H233ZM235 238H236V237H235ZM237 238H236V239H237ZM243 238H244V236H243ZM243 238H242V239H243ZM254 238H255V237H254ZM211 239H212V238H211ZM230 239H231V238H230ZM192 240H193V239H192ZM195 240H196V239H195ZM209 240H210V239H209ZM216 240H217V239H216ZM239 240H240V239H239ZM239 240H238V241H239ZM258 240H259V237H258ZM186 241H187V240H186ZM197 241H198V240H197ZM202 241H201V242H202ZM206 241H208V240H206ZM213 241H214V240H213ZM250 241H251V240H250ZM253 241H254V239H253ZM256 241H257V240H255V243H258V241H257V242H256ZM194 242H196V241H194ZM194 242H193V243H194ZM203 242H202V243H203ZM210 242H211V241H210ZM214 242H215V241H214ZM189 243H190V241H189ZM189 243H188V244H189ZM198 243H200V242H198ZM198 243H197V244H198ZM208 243H209V242H208ZM236 243H237V242H236ZM194 244H195V243H194ZM194 244H193V245H194ZM206 244H207V243H206ZM202 245H203V244H202ZM209 245H210V244H209ZM213 245H214V244H213ZM215 246H216V245H215ZM239 246H240V245H239ZM191 247H192V246H191ZM194 247H195V246H194ZM210 247H211V245H210ZM231 247H232V246H231ZM240 247H241V246H240ZM242 247H243V246H242ZM186 248H188V247H186ZM243 248H244V247H243ZM189 249H190V247H189ZM211 249H212V248H211ZM228 249H229V248H228ZM209 250H210V249H209ZM186 252H187V251H186ZM188 253H190V252L188 251ZM245 253H246V252H245ZM203 254H204V253H203ZM205 254H206V253H205ZM201 255H202V254H201ZM201 255H200V256H201ZM242 255H243V254H242ZM210 257H211V256H210ZM245 257H246V256H245ZM190 258H191V257H190ZM203 258H204V257H203ZM237 258H238V257H237ZM201 261H202V260H201ZM211 263H212V262H211Z\"/></svg>",
  "mask_w": 264,
  "mask_h": 264
},
{
  "label": "built area",
  "instance_id": "obj_3",
  "mask_svg": "<svg viewBox=\"0 0 264 264\" xmlns=\"http://www.w3.org/2000/svg\"><path fill=\"white\" fill-rule=\"evenodd\" d=\"M254 71L247 77V81L250 82H260L262 80L261 72L264 70V64L257 63L254 65Z\"/></svg>",
  "mask_w": 264,
  "mask_h": 264
},
{
  "label": "snow or ice",
  "instance_id": "obj_4",
  "mask_svg": "<svg viewBox=\"0 0 264 264\" xmlns=\"http://www.w3.org/2000/svg\"><path fill=\"white\" fill-rule=\"evenodd\" d=\"M4 7H7V5H4Z\"/></svg>",
  "mask_w": 264,
  "mask_h": 264
}]
</instances>
